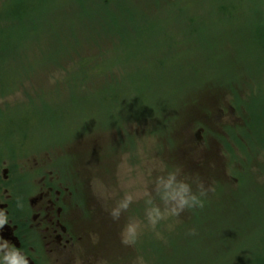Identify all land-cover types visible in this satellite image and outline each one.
<instances>
[{"label":"rangeland","instance_id":"374dc122","mask_svg":"<svg viewBox=\"0 0 264 264\" xmlns=\"http://www.w3.org/2000/svg\"><path fill=\"white\" fill-rule=\"evenodd\" d=\"M31 1L7 21L20 0H0L2 131L22 161L71 186L92 252L81 249L72 263L264 264V0H221L226 14L212 0L213 8L189 12L203 22L192 38L179 21L167 25L177 37L158 29L129 38L130 49L101 36L123 37L130 24L119 11L135 8L127 0ZM69 32L80 40L77 54ZM86 58L105 69L90 83L80 74ZM170 172L197 194L203 185L204 207L121 244L129 220L146 224V192L163 207L156 180ZM125 195L133 202L113 220Z\"/></svg>","mask_w":264,"mask_h":264},{"label":"flooded vegetation","instance_id":"af4514ba","mask_svg":"<svg viewBox=\"0 0 264 264\" xmlns=\"http://www.w3.org/2000/svg\"><path fill=\"white\" fill-rule=\"evenodd\" d=\"M1 93L6 98L5 91ZM6 119L0 111V211L8 217L0 237L25 255L28 264H73L77 252L86 251L80 248L86 230L78 221L74 192L48 166L22 161V154L8 147L2 131Z\"/></svg>","mask_w":264,"mask_h":264},{"label":"clouds","instance_id":"9594fccd","mask_svg":"<svg viewBox=\"0 0 264 264\" xmlns=\"http://www.w3.org/2000/svg\"><path fill=\"white\" fill-rule=\"evenodd\" d=\"M178 172H170L166 176H160L156 180L155 192L159 197L163 207L153 202L150 193H145V223L129 220L124 225L120 233L121 244L125 246L136 245L144 227L155 231L157 226L170 217H179L185 209H198L204 207V200L201 197L206 196V191L201 184L199 194L193 192L192 186L183 179L178 178ZM133 202L131 195H125L119 200L110 215L113 220H118L122 212H126ZM8 223V217L4 211H0V230ZM192 235L195 232L190 233ZM6 250V251H5ZM0 264H28V259L18 249L9 245V243L0 237ZM141 264L143 262L141 261Z\"/></svg>","mask_w":264,"mask_h":264},{"label":"trees","instance_id":"16d2710c","mask_svg":"<svg viewBox=\"0 0 264 264\" xmlns=\"http://www.w3.org/2000/svg\"><path fill=\"white\" fill-rule=\"evenodd\" d=\"M135 2H136V0H127L128 5L135 4V8L132 10H129L128 8H124V9H121L119 11L120 18L125 23L130 24L129 27H124V29L122 31H120L121 35H123V37H114V36H111L109 33H106V32H104V35H101L102 37L119 38L120 47L130 49L129 48L130 47L129 38L135 39V38L141 37V36L146 35V34H148V35L157 34L158 36H160V32L159 33L157 32L158 29H159V31L162 32V36H164V37H167V38H174V36L177 37L176 34H174L173 32L170 31V29L167 25L180 21L181 25H187L193 29V31H194L193 33L192 32L187 33V35H188L187 37L192 38L191 37L192 35H194V34L196 35V30L193 26H196V23L198 25L199 24L203 25V22H200L199 20L194 19L193 18L194 15L191 16L189 14V12L191 10L196 11V8H197V10L204 9V11H207L205 8H213L212 6L215 5L217 8H220L219 10H217V11L221 12L220 14H226V11L224 9H222L224 4L221 3V0H213L214 5L212 4V0H172V1H170V0H142V3H139V2L135 3ZM102 3L104 5L107 4V2H105V0H102ZM117 7L119 9V2L117 4ZM189 8H190V10H188ZM169 9L176 10V13H175L176 18L175 19L165 20V19H168L167 15L164 16L163 19L159 18L157 15H154V14H158L164 10H169ZM105 10H109V9H105ZM208 11H209V14L211 15L209 18L211 19L212 15L214 14L213 13L214 10L213 11L208 10ZM162 15H164V14H162ZM157 21H159L158 24L156 23ZM182 22H183V24H182ZM54 28H55V26H54ZM67 29H68V27L64 26L63 29H59L57 31L55 30L56 35L58 32L62 33ZM117 29L119 30V27H117ZM167 30L170 31L171 33L168 32ZM67 37L71 41V43L74 47V53L75 54L79 53L80 50H79L78 46H79L80 40L75 36H71L70 32H69V34H67ZM11 49L14 50V47H12ZM60 49L58 48L57 50H55V52L60 53L62 51V48L60 47ZM8 52H10V51L8 50ZM14 52H16V50H14ZM80 62H81L80 63V74L85 73V76L86 75L89 76L90 74H93L90 76L92 78L96 76L94 74H96L98 67L96 65H94V61L86 62V61L82 60ZM177 256L180 257L179 255H177ZM167 260H170V258Z\"/></svg>","mask_w":264,"mask_h":264}]
</instances>
